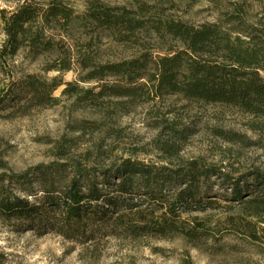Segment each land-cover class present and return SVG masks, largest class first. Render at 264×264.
<instances>
[{
	"label": "trees",
	"instance_id": "trees-1",
	"mask_svg": "<svg viewBox=\"0 0 264 264\" xmlns=\"http://www.w3.org/2000/svg\"><path fill=\"white\" fill-rule=\"evenodd\" d=\"M83 2L80 13L64 0H16L9 8L0 5L4 36L0 75L6 80L0 88V107L12 94H23L17 97H27L35 106L58 101L52 97L62 85L57 79L47 81L30 74L14 78L12 61L25 52L33 61L52 57L45 73L79 67L85 73L80 74L79 84L96 83L84 92L92 98L125 99L133 105L144 95H175L264 118V25L244 18L237 4L210 23L158 20L147 25L125 7H111L102 0ZM76 28L90 29L98 37L105 33L123 44L133 43L136 34L148 28L176 47L165 54L144 51L116 63H96L75 52L72 32ZM77 91H81L79 85L67 83L61 94ZM0 169H6L1 162ZM217 175L196 161L177 168L131 158L104 168L79 162L38 165L18 174H0V222L15 232L32 231L38 237L53 233L80 245L106 238L169 239L177 235L193 241L206 232V226L196 217L189 223L183 215L219 205L207 190L210 177ZM251 177L264 183V175ZM227 182L233 197L241 199V180ZM244 204L252 217L264 215V196Z\"/></svg>",
	"mask_w": 264,
	"mask_h": 264
},
{
	"label": "rangeland",
	"instance_id": "rangeland-1",
	"mask_svg": "<svg viewBox=\"0 0 264 264\" xmlns=\"http://www.w3.org/2000/svg\"><path fill=\"white\" fill-rule=\"evenodd\" d=\"M64 1L78 13L84 9L83 0ZM102 1L136 12L147 25L158 20L210 23L223 18L232 4L242 9L248 21L264 25V0ZM15 3L0 0L3 8ZM136 35L133 43L123 44L105 33L98 37L90 29L76 28L72 44L79 56L96 63H116L144 51L165 54L176 47L175 42L157 37L148 28ZM3 38L0 25V46ZM51 62L48 56L33 61L25 52L12 61L14 78L30 74L47 81L55 78L62 85L52 94L58 99L55 105L35 106L27 97H17L23 94H12L0 107V162L6 168L0 174H18L56 162L104 168L131 158L177 168L196 161L218 172L210 177L207 190L219 205L183 215L189 223L196 217L206 226V232L193 241L177 235L169 239L106 238L80 245L53 233L38 237L32 231L15 232L0 222V264H264V215L252 217L244 204L264 196V183L251 177L264 175V118L175 95H144L133 105L125 99L92 98L84 92L96 83L79 84L80 74H85L79 67L45 73ZM67 83L79 85L81 91L61 94ZM4 84L0 75V88ZM227 180H241V199L233 197Z\"/></svg>",
	"mask_w": 264,
	"mask_h": 264
}]
</instances>
